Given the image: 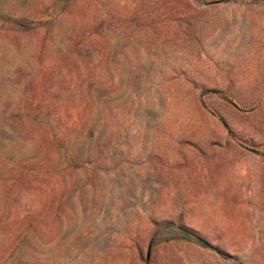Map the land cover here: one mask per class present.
Here are the masks:
<instances>
[{"label":"rangeland","instance_id":"1","mask_svg":"<svg viewBox=\"0 0 264 264\" xmlns=\"http://www.w3.org/2000/svg\"><path fill=\"white\" fill-rule=\"evenodd\" d=\"M0 264H264V0H0Z\"/></svg>","mask_w":264,"mask_h":264}]
</instances>
